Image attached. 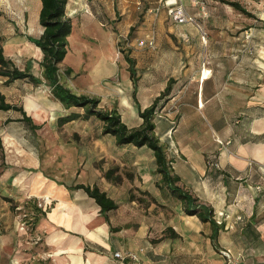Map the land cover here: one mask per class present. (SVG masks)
I'll return each instance as SVG.
<instances>
[{
    "label": "crops",
    "instance_id": "0c3cea01",
    "mask_svg": "<svg viewBox=\"0 0 264 264\" xmlns=\"http://www.w3.org/2000/svg\"><path fill=\"white\" fill-rule=\"evenodd\" d=\"M228 1L240 3L254 16L248 17L220 0H203L209 13L203 20L205 43L192 24L176 23L165 9L154 11L142 38L155 30L156 62L153 64L147 56L145 65L150 70L139 74L140 84L134 87L143 110L171 81L170 91L155 111L154 134L165 149L173 173L179 176L176 185L199 204L210 207L213 216L219 212L230 215L232 223L225 220L216 240H211L210 222L185 215L183 204H176L175 196L165 195L166 189L156 185L161 175L155 172L151 149L132 144L117 146L113 136L100 133L99 137L111 142L107 151L110 159L104 169H117L120 183L105 179L104 171L94 163L77 164L72 169L73 178L60 181L40 174L27 177L29 171L19 163L27 158L21 151L18 153L22 157H14L18 163L3 159L0 196L15 201L29 193L32 199L48 194L53 205L36 221L33 236L38 241L29 243L27 254L21 252V242H12L17 236L15 230L0 222V264H174L165 259L180 248L208 252L228 249L233 246L226 240L231 232L239 238L238 244L254 251L252 262L264 264V210L256 208L262 198L256 186L264 188V0ZM182 2L201 21L200 8L193 7L191 0ZM247 33L249 40L245 38ZM33 47L34 59L41 61L42 51ZM160 69L163 75L159 78L151 72ZM129 81L132 84L130 77ZM134 87L130 86L133 100ZM132 110L135 127H139L142 119L137 106ZM0 112L3 121L22 117L13 116L14 110ZM11 137L16 139L17 133ZM216 137L230 141L229 145L218 144ZM211 157L216 158L220 169L207 165ZM76 184L97 185L117 203V209L106 216L101 214L100 207L82 189H70ZM133 195L142 203L131 198ZM228 195L239 203L238 208L227 205ZM7 204L0 201V219L6 223L9 211L1 210ZM172 231L178 236L172 237ZM116 251L136 253L138 260L120 261L113 256ZM203 259L208 264L206 256Z\"/></svg>",
    "mask_w": 264,
    "mask_h": 264
},
{
    "label": "rangeland",
    "instance_id": "374dc122",
    "mask_svg": "<svg viewBox=\"0 0 264 264\" xmlns=\"http://www.w3.org/2000/svg\"><path fill=\"white\" fill-rule=\"evenodd\" d=\"M34 1L37 6H30L27 0H0V43L5 56L11 58L17 67L24 69L29 63L32 73L41 77L40 60L34 59V45L27 39L39 37L43 30L38 20L41 2ZM157 6L158 0H68L66 6V15L71 21L72 30L68 37V52L59 66L60 83L76 94L100 99L99 108H116L122 121L130 128H137V120L131 116L133 107L137 105L130 94V86L133 87L134 83L129 81L125 56L135 60L138 79L140 73L150 70L145 65L147 56L155 64L157 49L141 48L139 41L142 39L144 28L153 21L154 9ZM153 25L155 26L154 22ZM131 27L133 28L130 29ZM66 68L72 69L68 75L64 73ZM151 72L158 78L163 75L161 69ZM2 81L3 78L0 77V91L5 93L6 100L23 106L27 115L32 117L33 123L40 128L32 131L23 122L8 123L3 121L4 116L0 112V173L3 159L8 163H18L14 159L20 155L18 151L27 157L19 162L20 166L29 171L27 177L40 174L45 178L67 181L73 178L72 169L77 168L80 163H94L101 172L105 171L110 159L107 151L111 148V142L99 137L102 133V123L99 120L79 119L60 126L57 121L60 116L72 110L83 113V109L65 110L52 97L45 80L39 85H33L26 80L5 85ZM139 84L140 82L136 81V86ZM27 103L36 109L28 110L25 107ZM12 115L21 116L19 112ZM15 133L16 139L11 137V134ZM32 157L35 159L32 160ZM29 194L16 199L13 203L18 206L14 209L9 202L7 206L3 205L1 211L8 210L9 219L7 223L5 219H0L3 226L8 225L15 230L17 236L12 242H21L20 250L25 254L29 253V243L38 241L37 237L33 236V209L28 205L33 200H36L37 205L46 203V209L53 205L52 198L47 200L45 195H40L32 199L33 195ZM260 194L262 198L256 208L264 210V188ZM2 197L4 196H0V201ZM230 197L231 195H228L227 205L233 204L238 208L239 203ZM175 201L176 204L179 202L177 198ZM249 209L251 210V203ZM230 219L229 215V224L232 223ZM236 227L234 225L233 231ZM226 240L229 245L233 243V246L220 251L209 249V252L180 248L174 252L173 257L165 260L174 264H204L203 257L206 256L208 264H256L251 260L255 257L252 254L254 251L238 244L239 238L235 233H229ZM11 251L9 249V252Z\"/></svg>",
    "mask_w": 264,
    "mask_h": 264
},
{
    "label": "trees",
    "instance_id": "16d2710c",
    "mask_svg": "<svg viewBox=\"0 0 264 264\" xmlns=\"http://www.w3.org/2000/svg\"><path fill=\"white\" fill-rule=\"evenodd\" d=\"M92 1V0H88ZM222 3L227 4L238 10L242 14L253 17L254 15L247 11L240 3L236 1L220 0ZM41 7L39 10L38 20L43 28L39 37H27L28 41L40 48L43 53L40 66L42 67V76L38 77L31 71V65L28 63L24 69L17 67L14 62L7 58L4 54L3 46L0 43V76L6 78L5 85H9L15 81L26 80L33 85L45 84L50 87L52 97L57 100L65 109L82 108L83 113L77 111H70L66 115L58 118L60 126L73 122L75 120H89L96 118L102 123V134L111 135L115 139L117 146H124L132 144L136 147L146 146L153 151L156 162L157 174L161 175L160 184H156L159 188L167 191L165 195L175 196L184 206L183 211L186 215H196L202 222H210L212 226L211 240H216L218 230L221 225H218L213 219V211L210 207L199 204L196 198H193L188 192L183 191L176 183L180 180L179 176L174 174L170 161L167 159L165 149L159 144V140L154 134L155 122L154 116L161 98L168 94L170 91L169 81L168 85L161 92V94L154 100V102L147 108L141 109L136 101V87L133 90V98L137 104L138 115L142 119V123L137 128H130L125 122L122 121L121 115L116 108L106 110L99 108L100 99L90 97L83 94H76L69 88L62 85L59 81L60 64L63 62L68 52V37L71 34L72 24L66 15V6L68 0H40ZM131 27L130 29H132ZM125 61L128 64L127 71L131 81L136 85V69L135 60L129 56H125ZM71 68H66L64 73L70 74ZM14 110L21 114V118L17 120L7 119L10 121H20L30 127L32 131L37 130L40 126L33 123L32 117L27 115L23 106L11 104L6 101L5 96L0 93V111ZM117 169H107L104 171L103 176L110 182L120 183L122 178L116 174ZM70 189H82L94 202L100 207V213L106 216V213L117 209V203L111 199L106 192L102 191L97 185L76 184ZM140 194L149 195L147 191ZM168 196V195H167ZM131 198L142 203L140 198ZM5 202H9L14 209L18 205L13 203V199L8 197L1 198ZM29 207L33 209V227L35 228L36 221L40 215H44L47 209H43L37 205L36 200H33ZM178 235L172 231V237Z\"/></svg>",
    "mask_w": 264,
    "mask_h": 264
},
{
    "label": "built area",
    "instance_id": "2783aa9c",
    "mask_svg": "<svg viewBox=\"0 0 264 264\" xmlns=\"http://www.w3.org/2000/svg\"><path fill=\"white\" fill-rule=\"evenodd\" d=\"M191 5L193 7H199L200 8V17L201 21L197 19V17L191 15L187 7L184 5L182 0H158V6L154 9L155 13H159L160 10L165 9L167 12V15L173 19L176 23L179 24H185L189 23L192 24L197 28L199 33L201 34V39L205 43L206 41V36L207 32L205 30L203 20L206 19L209 16V13L207 11V8L203 2V0H191ZM245 38L249 40L250 34L247 33L245 35ZM140 46H149V47H154L155 46V30L151 29L150 32L146 33L144 37L139 41ZM216 142L220 145H224L227 147L230 143V141H225L221 137H216L215 138ZM207 165L212 168V169H220V165L217 162L216 158L211 157L207 161ZM253 167L252 164H250ZM256 190L258 192H261L263 190V186L257 185ZM39 204V203H38ZM40 207H43V209H46V203L45 205H42L41 203L38 205ZM229 218V215L224 213V212H219L217 213L216 216H213V219L218 225H223L224 221ZM241 220V218H238ZM227 254V253H226ZM113 256L120 261H125L130 260V261H137L138 260V255L133 252H128L125 255H123L120 251L114 252Z\"/></svg>",
    "mask_w": 264,
    "mask_h": 264
},
{
    "label": "bare ground",
    "instance_id": "6f19581e",
    "mask_svg": "<svg viewBox=\"0 0 264 264\" xmlns=\"http://www.w3.org/2000/svg\"><path fill=\"white\" fill-rule=\"evenodd\" d=\"M27 3H28L30 6H35V4H36V6H37V3H35L34 0H27ZM205 74H206V73H205ZM25 107H27V109H28V110H31V111L36 109V108H35L32 104H30V103H27ZM45 198L48 200V199L50 198V196H49L48 194H46V195H45Z\"/></svg>",
    "mask_w": 264,
    "mask_h": 264
}]
</instances>
